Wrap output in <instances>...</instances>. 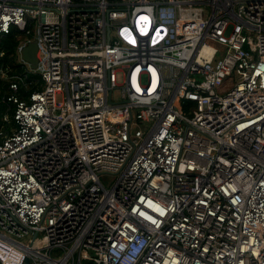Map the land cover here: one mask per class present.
<instances>
[{"label":"built area","instance_id":"2783aa9c","mask_svg":"<svg viewBox=\"0 0 264 264\" xmlns=\"http://www.w3.org/2000/svg\"><path fill=\"white\" fill-rule=\"evenodd\" d=\"M12 28L0 264H264V0H0Z\"/></svg>","mask_w":264,"mask_h":264},{"label":"trees","instance_id":"16d2710c","mask_svg":"<svg viewBox=\"0 0 264 264\" xmlns=\"http://www.w3.org/2000/svg\"><path fill=\"white\" fill-rule=\"evenodd\" d=\"M30 34H25V32L12 28L7 34L0 36V52H3V55L0 56V70L2 69L6 74H21L26 66L22 64L17 55V46L18 44L25 39ZM25 81L29 83L28 89L25 90L24 87L19 90V93L22 97H26L27 92L39 88L38 83L31 82L35 79H38V74L34 72L25 71ZM7 82L4 78L0 77V97L6 92Z\"/></svg>","mask_w":264,"mask_h":264},{"label":"water","instance_id":"95a60500","mask_svg":"<svg viewBox=\"0 0 264 264\" xmlns=\"http://www.w3.org/2000/svg\"><path fill=\"white\" fill-rule=\"evenodd\" d=\"M37 42L35 39L29 41L25 46L21 48V58L28 63L32 70L37 68ZM28 258L24 259V264H28Z\"/></svg>","mask_w":264,"mask_h":264},{"label":"rangeland","instance_id":"374dc122","mask_svg":"<svg viewBox=\"0 0 264 264\" xmlns=\"http://www.w3.org/2000/svg\"><path fill=\"white\" fill-rule=\"evenodd\" d=\"M113 97H115V99H120V90H118V89H114L113 90ZM107 179H112V177H107Z\"/></svg>","mask_w":264,"mask_h":264}]
</instances>
